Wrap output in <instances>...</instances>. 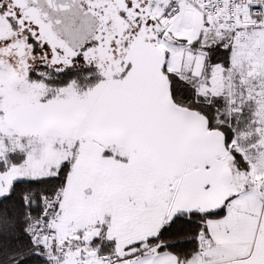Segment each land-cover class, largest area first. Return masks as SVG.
I'll list each match as a JSON object with an SVG mask.
<instances>
[{"label":"snow or ice","instance_id":"6c2138e0","mask_svg":"<svg viewBox=\"0 0 264 264\" xmlns=\"http://www.w3.org/2000/svg\"><path fill=\"white\" fill-rule=\"evenodd\" d=\"M0 264H264V0H0Z\"/></svg>","mask_w":264,"mask_h":264}]
</instances>
